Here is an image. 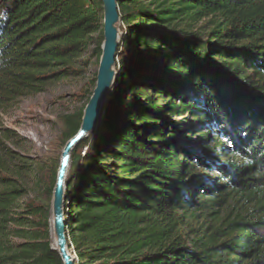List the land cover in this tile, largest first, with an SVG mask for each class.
Masks as SVG:
<instances>
[{
  "label": "trees",
  "instance_id": "16d2710c",
  "mask_svg": "<svg viewBox=\"0 0 264 264\" xmlns=\"http://www.w3.org/2000/svg\"><path fill=\"white\" fill-rule=\"evenodd\" d=\"M102 5L0 0V110L80 79L64 145L78 132ZM118 10L117 82L66 177L77 264H264V0ZM24 142L0 125V264H64L50 224L60 160L33 158Z\"/></svg>",
  "mask_w": 264,
  "mask_h": 264
},
{
  "label": "water",
  "instance_id": "95a60500",
  "mask_svg": "<svg viewBox=\"0 0 264 264\" xmlns=\"http://www.w3.org/2000/svg\"><path fill=\"white\" fill-rule=\"evenodd\" d=\"M103 5V21L101 56L96 70V84L84 107L82 123L78 132L64 145L54 185L50 224L53 236V247L60 254L64 264H77V257L68 247L67 222L65 219V190L67 173L70 167L74 147L97 126L103 106L112 93L117 82V56L121 42V17L118 0H101Z\"/></svg>",
  "mask_w": 264,
  "mask_h": 264
},
{
  "label": "rangeland",
  "instance_id": "374dc122",
  "mask_svg": "<svg viewBox=\"0 0 264 264\" xmlns=\"http://www.w3.org/2000/svg\"><path fill=\"white\" fill-rule=\"evenodd\" d=\"M97 67L93 59L91 72ZM82 84L80 79L67 80L42 94L23 98L10 109L0 110V125L15 129L25 138L23 148L31 157L60 160L64 147L61 115L80 107Z\"/></svg>",
  "mask_w": 264,
  "mask_h": 264
},
{
  "label": "bare ground",
  "instance_id": "6f19581e",
  "mask_svg": "<svg viewBox=\"0 0 264 264\" xmlns=\"http://www.w3.org/2000/svg\"><path fill=\"white\" fill-rule=\"evenodd\" d=\"M53 237V236H52ZM53 242H54V240H53Z\"/></svg>",
  "mask_w": 264,
  "mask_h": 264
}]
</instances>
